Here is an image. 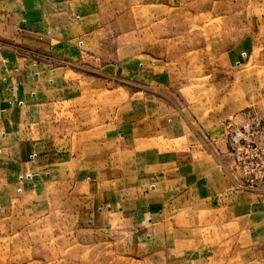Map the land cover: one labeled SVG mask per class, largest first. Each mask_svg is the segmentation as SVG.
I'll return each mask as SVG.
<instances>
[{"label": "crops", "instance_id": "1", "mask_svg": "<svg viewBox=\"0 0 264 264\" xmlns=\"http://www.w3.org/2000/svg\"><path fill=\"white\" fill-rule=\"evenodd\" d=\"M116 4L0 0V211L45 214L125 264H264V188L233 187L225 116L165 99L150 62L135 71L149 44L107 32ZM103 68L154 88L102 111L97 93H119ZM263 115L260 94L230 121Z\"/></svg>", "mask_w": 264, "mask_h": 264}, {"label": "rangeland", "instance_id": "2", "mask_svg": "<svg viewBox=\"0 0 264 264\" xmlns=\"http://www.w3.org/2000/svg\"><path fill=\"white\" fill-rule=\"evenodd\" d=\"M123 1L116 0L110 8L109 14L117 11V17L112 16L107 32L118 42L129 39L122 32H133L136 42L149 44L146 57L142 53L135 57V71L142 73L146 60L162 71L165 83L158 89L140 81L131 85L119 71L103 68L119 93L111 96L105 89L97 93L99 99L93 102L101 104L102 111L119 105L126 88L144 94L154 88L178 106L197 104L208 114L225 116L226 129L234 124L230 121L234 115L264 95V0H133L130 6ZM148 15L162 20L151 24ZM126 16H132L134 23ZM147 29L160 33L148 38L143 33ZM242 43L249 46L242 48ZM245 54L247 62H241ZM249 97L253 99L241 101ZM229 176L233 180L230 170ZM54 221L50 224L45 214L30 216L26 209L13 214L0 211V264H125L106 250L107 245H80L70 230Z\"/></svg>", "mask_w": 264, "mask_h": 264}, {"label": "built area", "instance_id": "3", "mask_svg": "<svg viewBox=\"0 0 264 264\" xmlns=\"http://www.w3.org/2000/svg\"><path fill=\"white\" fill-rule=\"evenodd\" d=\"M223 134L229 146L234 185L241 189L264 187V115L240 124L229 123Z\"/></svg>", "mask_w": 264, "mask_h": 264}]
</instances>
